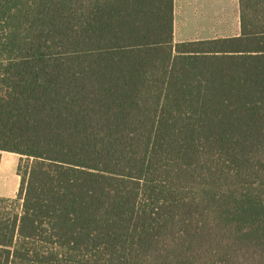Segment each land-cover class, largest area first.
<instances>
[{"label": "trees", "instance_id": "obj_1", "mask_svg": "<svg viewBox=\"0 0 264 264\" xmlns=\"http://www.w3.org/2000/svg\"><path fill=\"white\" fill-rule=\"evenodd\" d=\"M175 42L173 0H0V264H264V0Z\"/></svg>", "mask_w": 264, "mask_h": 264}, {"label": "crops", "instance_id": "obj_2", "mask_svg": "<svg viewBox=\"0 0 264 264\" xmlns=\"http://www.w3.org/2000/svg\"><path fill=\"white\" fill-rule=\"evenodd\" d=\"M173 0V39L175 42L236 36L240 32L238 0ZM218 27L214 32L213 29ZM226 29V30H224ZM179 31V32H178ZM192 37L176 40V33ZM175 33V34H174ZM199 34L210 37L200 39ZM212 34V35H209Z\"/></svg>", "mask_w": 264, "mask_h": 264}, {"label": "rangeland", "instance_id": "obj_3", "mask_svg": "<svg viewBox=\"0 0 264 264\" xmlns=\"http://www.w3.org/2000/svg\"><path fill=\"white\" fill-rule=\"evenodd\" d=\"M211 5H214V7L217 9L218 3L217 0L214 1L212 4L211 1H209ZM218 27H215L213 31L215 32ZM226 30V29H224ZM179 32V31H178ZM174 33V37L176 40L180 41L183 39H187L189 37H192L190 34H179ZM212 35V34H209ZM198 37L200 39L205 37H210L206 34H199ZM221 37V36H219ZM19 156L13 153H7L2 152L1 153V159H0V196L2 197H15L18 191L19 187V177L17 176V165L19 161Z\"/></svg>", "mask_w": 264, "mask_h": 264}]
</instances>
